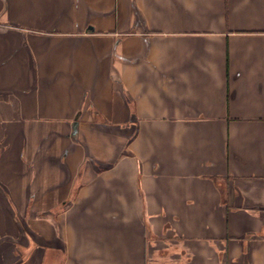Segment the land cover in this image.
I'll use <instances>...</instances> for the list:
<instances>
[{
  "label": "crops",
  "instance_id": "obj_1",
  "mask_svg": "<svg viewBox=\"0 0 264 264\" xmlns=\"http://www.w3.org/2000/svg\"><path fill=\"white\" fill-rule=\"evenodd\" d=\"M0 264H264V0H0Z\"/></svg>",
  "mask_w": 264,
  "mask_h": 264
}]
</instances>
